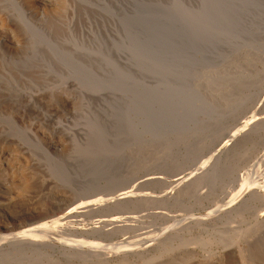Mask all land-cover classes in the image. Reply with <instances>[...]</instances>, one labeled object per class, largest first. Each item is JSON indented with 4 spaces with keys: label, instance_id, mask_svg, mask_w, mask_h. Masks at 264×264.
Segmentation results:
<instances>
[{
    "label": "rangeland",
    "instance_id": "rangeland-1",
    "mask_svg": "<svg viewBox=\"0 0 264 264\" xmlns=\"http://www.w3.org/2000/svg\"><path fill=\"white\" fill-rule=\"evenodd\" d=\"M28 1L0 0V205L30 208L27 217L0 212V227L133 194L52 225L61 238L94 242L76 248L88 258L16 251L0 263L264 264V225L246 232L237 259L235 211L219 213L235 208L242 178L264 169V0H49L54 12L30 0L41 13ZM179 176L186 192L165 201ZM23 178L32 185L21 194ZM217 207L221 217L183 227ZM161 233L180 234L156 248Z\"/></svg>",
    "mask_w": 264,
    "mask_h": 264
},
{
    "label": "bare ground",
    "instance_id": "bare-ground-1",
    "mask_svg": "<svg viewBox=\"0 0 264 264\" xmlns=\"http://www.w3.org/2000/svg\"><path fill=\"white\" fill-rule=\"evenodd\" d=\"M26 1V0H25ZM28 1V0H27ZM30 1V0H29ZM29 1L26 3L25 2V7L27 8V10H29L30 12H31V8L30 7H32V8H34V12L35 13H41L40 11H44L46 8H48V9H46V10H50V11H56L57 9H59V4H56L55 5V3L54 4H52L49 0V2L53 5V6H49L48 4V6L49 7H47V5H46V7H44V8H41L40 6H36V5H34L33 3H35V2H33V1H31L30 3H29ZM42 1H44V0H42ZM47 0H45L44 2H46ZM47 1V2H48ZM24 3V2H23ZM32 3V4H31ZM63 3V2H62ZM43 4V3H42ZM41 4V6H43ZM35 7H34V6ZM39 5V4H38ZM44 5V6H45ZM61 5V4H60ZM32 11V12H33ZM1 15V14H0ZM3 15V14H2ZM4 18V17H3ZM2 22H6V20L5 21H2V16L0 17V24L3 26V23ZM24 22H26V21H24ZM28 22V21H27ZM29 23V22H28ZM1 25H0V28H3V27H1ZM1 33H2V30H1ZM3 41V40H2ZM262 59V58H261ZM236 64H238V63H236ZM235 64V65H236ZM233 65V64H232ZM264 67V66H263ZM245 68V67H244ZM246 70V69H245ZM220 71V70H219ZM218 71V72H219ZM217 72V73H218ZM221 72V71H220ZM223 72V71H222ZM210 74V73H209ZM212 74H213V72H212ZM221 74V73H220ZM226 74V73H225ZM206 75V74H205ZM217 75V74H216ZM210 79V78H209ZM221 80V82L224 80H222V78H220ZM225 79H227V78H225ZM206 80H207V78H206ZM229 80V79H228ZM227 80V81H228ZM216 81V80H215ZM207 82V81H206ZM233 82H235V81H233ZM218 83V82H217ZM222 84V83H221ZM224 84H226V83H224ZM217 85V84H216ZM212 86V85H211ZM223 86V85H222ZM232 86V85H231ZM230 86V87H231ZM214 88V87H213ZM219 88V87H218ZM229 90H232V87L229 89ZM217 92V91H216ZM230 93V92H229ZM232 93V92H231ZM264 119V118H263ZM262 123V122H261ZM260 125V124H259ZM20 126V125H19ZM18 125H17V127L16 128H18L19 127ZM25 126V125H24ZM23 126V127H24ZM254 126V125H253ZM252 126V127H253ZM21 127V126H20ZM22 127V128H23ZM255 127V126H254ZM27 128H29L30 129V126H28ZM26 128V126H25V129H27ZM37 129V128H36ZM256 129V128H255ZM32 130V129H31ZM41 130V129H40ZM254 129H252V132H254L253 131ZM258 130V129H257ZM33 131V130H32ZM37 131V130H36ZM36 131H34V132H36ZM46 132V129H44L42 132ZM38 133V132H37ZM35 134V133H34ZM40 134V133H39ZM41 135H43L42 133L39 135V136H41ZM4 137V136H3ZM43 137V136H42ZM1 138V137H0ZM5 138V137H4ZM38 138V137H37ZM3 139V138H2ZM42 139V138H41ZM4 140V139H3ZM3 140H1L0 139V141L1 142H4ZM8 140V139H7ZM52 140V139H51ZM50 141V140H49ZM53 141V140H52ZM12 142V141H11ZM51 142V141H50ZM54 142H56V140H54L53 141V143ZM9 143H10V141H9ZM8 143V144H9ZM14 143V142H13ZM1 144V143H0ZM4 144V143H3ZM3 144H2V146H3ZM8 144L6 145V146H8ZM11 144V143H10ZM10 144H9V146H10ZM13 145H15V144H13ZM12 145V146H13ZM52 145L50 144V147H51ZM4 147H5V144H4ZM14 148V147H13ZM16 148H17V146H16ZM22 148V147H21ZM21 148H19V149H21ZM2 149V148H1ZM10 149V148H9ZM18 149V148H17ZM3 150V149H2ZM2 150H0V151H2ZM7 150V149H6ZM14 150V149H13ZM22 150V149H21ZM10 152H12L11 150H9ZM19 151V150H18ZM3 153V152H2ZM14 153H17V151L16 152H13V154ZM19 153V152H18ZM8 154H6V156H7ZM5 156V157H6ZM4 156H2V154H0V163L1 162H3L4 161V158H3ZM24 157H25V155H24ZM15 158V157H14ZM10 160V159H9ZM19 160V159H18ZM12 162V161H11ZM17 163V162H16ZM263 163H264V161H263ZM3 164V163H2ZM12 164V163H11ZM4 165V164H3ZM13 165V164H12ZM6 166V165H5ZM20 168V167H19ZM256 168H259L258 169V172H256V169L254 168L252 171H250L245 177H244V179L242 178L241 180H240V178H239V180H240V185H239V189H237V191H236V194L233 196L235 199L232 201V202H234V204H235V208H233L232 207V209H231V206H230V204L229 205H225L224 206V208H221L220 210H219V213L221 212L222 214L224 213H226V212H224V211H228L229 209L228 208H230V210H229V212H231V210L233 211H235V218H236V225H235V232H236V236L235 237H237L235 240H236V244H235V246H234V248H235V250H236V252L235 251H233V252H235V254L237 253L239 256L237 257V259L239 258V257H242L243 255L244 256H246L245 254V251H244V248L246 247V242H245V239H244V237L247 235V233L246 232H248V231H251L252 229H253V227L254 226H257L258 224H260V225H264V209H261V208H264V196H262L261 195V191H263L264 192V174L262 175V172H264V169H263V171L261 170V173H260V164L256 167ZM6 169V168H5ZM22 169V168H21ZM13 171V170H12ZM26 171V170H25ZM22 172V174L23 173H25V172H23V171H21ZM15 173V172H14ZM21 175V174H20ZM11 176V175H10ZM5 177V176H4ZM12 177V176H11ZM15 176H13V178H14ZM8 178H9V176H8ZM12 178V179H13ZM17 178V177H16ZM22 178V177H21ZM158 178V177H157ZM160 178V177H159ZM199 178H200V176H199ZM214 178V177H213ZM11 179V178H10ZM20 179V178H19ZM24 179V178H23ZM156 179V177H150V178H148V181H154ZM215 179V178H214ZM18 180V179H17ZM157 180V179H156ZM194 180V179H193ZM12 181H14V180H12ZM16 181V180H15ZM11 182L12 184L14 183V184H18L17 182ZM158 181H160L159 179H158ZM237 181V180H236ZM156 182V181H155ZM173 182V184H174V186L172 187L174 190H175V192H173V193H171L172 195H167L169 192H167L166 193V195H164L163 197H164V199H165V201H178L177 199H178V197L181 195V194H183V193H185L186 192V184H187V182H186V184L184 183V180H183V178L182 177H177V178H174V180L172 181ZM193 181H191V183H192ZM203 182H204V180H203ZM207 182V181H206ZM209 182H210V180H209ZM10 183V184H11ZM19 183H21V182H19ZM32 183V182H31ZM147 183V182H146ZM151 183V182H150ZM166 183V182H165ZM164 183V184H165ZM211 183V182H210ZM148 184V183H147ZM152 184H154V182L152 183ZM156 184V183H155ZM169 184H171V183H169ZM201 184V183H200ZM19 185V184H18ZM30 185H32V184H30V180H23L22 181V183L19 185V186H17L16 187V190H19V191H17V192H20L21 194H22V192H27V190L30 188ZM151 185V184H150ZM195 185V184H194ZM156 186V185H155ZM184 186H186V187H184ZM171 187V186H170ZM178 187V188H177ZM33 188V187H32ZM156 188V187H155ZM198 189V188H197ZM121 190V189H120ZM177 190V191H176ZM122 191V192H121ZM119 193H118V195L116 194L114 197H110V198H104V197H102V195L101 196H99V197H97V199L95 198V199H93L92 201H88V200H77V202H74L73 201V203H75V204H73L72 202V204L73 205H71V206H69V204H70V202H69V204H68V202H67V204H68V206H65L64 205V207H67L66 209H64L59 215H57L58 213L56 212V214L55 215H57V216H55L54 218H51L50 219V221H47V220H44V219H42V218H39V217H37V219H35V220H33V219H31L32 221H28V222H26L25 223V221H27V220H25V219H27V218H25L24 220V224L23 223H18L17 224V226H15V228H13V229H9L8 227H6L5 226V228H4V226L3 227H0V230H3V232H0V257L2 256H4V258H5V256L6 257H8V256H11L12 254H10L11 252H16L17 251V254H18V252H26V251H33L32 252V254H35L36 256H38L39 258L40 257H47L48 259L49 258H51V256L52 255H54V253L55 252H60V254L61 255H64V256H70V255H78V254H80V255H82V256H89V253L88 252H86V251H79L78 249H76V248H80L81 249V246H83V247H85V246H87V248H84V250H91L90 249V247H94V246H91V244L92 243H94V242H92L91 244L89 243H85V242H83V241H77V240H69V239H66V238H61L60 236H58L57 234H53V233H55V232H51V227H52V225L54 224V225H56V226H60L61 225V223L62 224H65V223H69L73 218H76V217H80L81 215L83 216V214H85V213H87L88 211L90 212V210H94L95 208H97V207H99L100 206V204H102V203H107V202H109L108 200L109 199H111V203H112V200L114 201H116V200H122L123 198H125V199H127L128 198V196H129V194L130 195H132L133 194V191L131 190V188H130V190H128V191H124V190H121ZM194 191L192 190V193H193ZM28 193V192H27ZM18 194V193H17ZM20 194V195H21ZM126 194V197H124V195ZM149 194H151V193H146V194H143V195H147V197L146 198H148V195ZM162 194H163V192H162ZM104 195V194H103ZM140 195V194H139ZM156 195V194H155ZM191 195V194H190ZM193 195V194H192ZM15 196V195H14ZM26 196V195H25ZM151 196V195H150ZM194 196V195H193ZM8 197H10V198H12L11 196H8ZM17 197H19V196H17ZM142 197V196H141ZM9 198V199H10ZM34 198V197H33ZM152 198H154V197H152ZM203 198V197H202ZM13 199V198H12ZM20 199V198H19ZM8 200V198L6 199V201ZM25 200V199H24ZM29 200V199H28ZM30 200H31V198H30ZM29 200V202H28V204H26L27 206L26 207H32V209H34L33 207H35V203H32L31 201ZM143 200V199H142ZM17 201H19V200H17ZM20 201H22V200H20ZM32 201H33V199H32ZM114 201V202H115ZM127 201V200H126ZM133 201V200H132ZM140 201V200H139ZM150 201H151V199H150ZM164 201V200H163ZM197 201V200H196ZM26 201H24L23 203H25ZM125 202V201H124ZM135 202H137V201H135ZM152 202V201H151ZM155 202V201H154ZM162 202V201H161ZM1 203V202H0ZM2 203H4V202H2ZM17 203V202H16ZM22 202L20 203V204H23ZM37 203V202H36ZM120 203H121V201H120ZM120 203H117V204H120ZM132 203V202H131ZM141 203V202H140ZM198 203V202H197ZM116 204V205H117ZM129 204V203H128ZM128 204L126 205V206H128ZM180 204V203H179ZM202 204V203H201ZM232 204V203H231ZM18 204H16V206H17ZM25 205V204H24ZM130 205V204H129ZM183 205V204H182ZM3 206H4V208H3ZM20 206V205H19ZM18 206V207H19ZM114 206V205H113ZM112 206V207H113ZM124 206V205H123ZM126 206H124V207H126ZM143 206V205H142ZM141 206V207H142ZM165 206V205H164ZM171 206V205H170ZM169 206V207H170ZM177 206V205H176ZM175 206V207H176ZM181 206V205H180ZM200 206V205H199ZM22 207H23V205H22ZM22 207L20 208V209H16V208H14V206H13V202H6V203H4L3 205H0V212H2L1 214L3 215V214H7V215H11V216H13V214H14V212L16 211V213H22V214H25V215H23V216H28L27 214H26V211H28V209H29V211H30V208H25V209H23L22 210ZM61 207H62V205H61ZM103 207V206H102ZM105 207H106V205H105ZM119 207V206H118ZM172 207V206H171ZM181 207H184V206H181ZM63 208V207H62ZM122 209H123V207H121ZM121 208H120V210H121ZM173 208V207H172ZM218 208L219 207H217V211H215V210H211V211H209V212H207L206 211V213H202L201 212V214H200V212L199 213H197L198 214V216H195L194 214V220H189L188 221V224L187 225H184L183 227H188V229H190V228H192V227H194V226H200L201 224L203 225V223H204V221H206L209 217H210V215L212 214V216H213V214H218ZM52 209V208H51ZM55 209V208H54ZM53 209V210H54ZM103 209V208H102ZM115 209H117V207H115ZM125 209V208H124ZM142 209V208H141ZM155 209V208H154ZM165 209V208H164ZM211 208H209L208 210H210ZM37 210V209H36ZM57 210V209H56ZM56 210H54V211H56ZM110 210H111V208H110ZM110 210H109V212H110ZM133 210V209H132ZM137 210V209H136ZM170 210V209H169ZM223 210V211H222ZM24 211V212H23ZM49 211V210H48ZM50 211H52V210H50ZM54 211H52L51 213H52V215H53V212ZM61 211V210H60ZM201 211V210H200ZM205 211V210H204ZM88 212V213H89ZM102 212H104V211H102ZM107 212V211H106ZM134 212V211H133ZM138 212H140V211H138ZM144 212V211H143ZM229 212H228V214H229ZM50 213V212H49ZM48 213V214H49ZM122 213V212H121ZM145 213V212H144ZM90 214V213H89ZM104 214H105V212H104ZM107 214V213H106ZM105 214V215H106ZM130 214V213H129ZM227 214V215H228ZM247 214V217H246V219H245V215ZM29 215H31V214H29ZM152 215V214H151ZM150 215V216H151ZM226 215V214H225ZM224 215V216H225ZM22 216V215H21ZM51 216V215H50ZM87 216V215H86ZM89 216V215H88ZM100 216V215H99ZM117 216V215H116ZM134 216V215H133ZM218 216L219 217H221L219 214H218ZM218 216H215L214 218L216 219V217H218ZM231 216V215H230ZM7 217V216H6ZM49 217V216H48ZM106 217V216H105ZM131 217V216H130ZM129 217V218H130ZM191 217H193V216H191ZM190 217V218H191ZM4 218V217H3ZM36 218V217H35ZM92 218V217H91ZM97 218V217H96ZM101 218H103L102 216H101ZM148 218V217H147ZM213 218V219H214ZM0 219H2V218H0ZM80 219V218H79ZM122 219V218H121ZM124 219V218H123ZM134 219H135V217H134ZM138 219V218H137ZM219 219V218H218ZM81 220V219H80ZM83 220V219H82ZM88 220V219H87ZM113 220V219H112ZM131 220H133V219H131ZM102 221V220H101ZM114 222H115V220H113ZM124 221V220H123ZM213 221V220H212ZM77 222V221H76ZM99 222V221H98ZM252 222L255 224V225H252ZM100 223V222H99ZM117 223H119V222H117ZM127 223V222H126ZM133 223V222H132ZM206 223V222H205ZM116 224V223H115ZM116 225H119V224H116ZM130 225V224H129ZM209 225V224H208ZM208 225H204L205 227L206 226H208ZM55 226V227H56ZM67 226V225H66ZM70 226V225H69ZM121 225H119V226H117V227H120ZM203 226V227H204ZM112 227H114V226H112ZM116 227V228H117ZM190 227V228H189ZM246 227V228H245ZM61 229L63 228V227H60ZM102 228V227H101ZM116 228H115V230H116ZM118 229H120V228H118ZM116 230L117 232L119 231V230ZM123 229V228H122ZM199 229H200V227H199ZM256 229H257V227H256ZM92 230V229H91ZM110 230V229H109ZM123 230H126V228L125 229H123ZM191 230V229H190ZM193 230H195V228H193ZM111 231H113V230H111ZM177 231H178V229H177ZM232 231V230H231ZM254 231V230H253ZM121 232H123V231H121ZM165 232V231H164ZM187 233V232H186ZM107 234V233H106ZM117 234V233H116ZM165 233H161V235H159L157 238H155V239H153L152 241H153V243H155L156 241H158V242H156L155 244L157 245V247L156 248H158V247H161V246H165L166 245V242H164V241H166V239H167V241H168V239H170V241L169 242H172V240L174 239V238H179V234L180 233H170V234H168V235H164ZM190 234V233H189ZM227 234V233H226ZM164 236V237H163ZM248 236V235H247ZM100 237H102V236H100ZM108 237V236H107ZM79 238V237H78ZM249 238V237H248ZM248 238H246L247 239V241L249 240ZM177 240V239H176ZM203 240V239H202ZM205 240V239H204ZM203 240V242L205 243V241H207V240H205L204 241ZM155 241V242H154ZM98 243V242H97ZM153 243H150V245L151 244H153ZM185 243V242H184ZM154 244V245H155ZM186 244V243H185ZM223 244V243H222ZM226 244V243H225ZM229 244V243H228ZM93 245V244H92ZM103 245V244H102ZM124 245V244H123ZM123 245H121V244H119V245H117L116 246V244L114 245V249H116L115 250V252H121V253H123L124 251V247H126V246H123ZM126 245V244H125ZM146 245H148V244H146ZM146 245H144V246H146ZM95 246H97V245H95ZM104 246V245H103ZM183 246V245H182ZM102 247V246H101ZM113 247V246H112ZM109 248V247H108ZM122 248H124V249H122ZM143 248V247H142ZM149 248V247H148ZM227 248H229V247H227ZM226 248V249H227ZM250 248V246L248 247V249ZM110 249V248H109ZM114 249H110V250H114ZM126 249H127V247H126ZM138 249V248H137ZM145 249V248H144ZM176 249V248H175ZM174 249V250H175ZM14 250V251H13ZM151 250V249H150ZM160 250H162V249H160ZM173 250V249H172ZM250 251H252V250H250ZM115 252H112V253H115ZM134 252V251H133ZM142 252V251H141ZM120 253V254H121ZM158 253V252H157ZM167 253V252H166ZM243 253H245V254H243ZM248 253V252H247ZM31 254V255H32ZM84 254V255H83ZM124 254V253H123ZM126 254V253H125ZM140 254V253H139ZM165 254V253H164ZM210 254V253H209ZM243 254V255H242ZM250 254V253H249ZM95 255V254H94ZM107 255H109V254H107ZM117 255V254H116ZM154 256V255H153ZM152 256V257H153ZM243 256V257H244ZM117 257V256H116ZM151 257V256H150ZM248 258H250L251 259V257H249V256H247ZM21 258H23V257H21ZM25 258V257H24ZM35 258H37V257H35ZM70 258V257H69ZM72 258V257H71ZM88 258V257H87ZM154 258V257H153ZM152 258V259H153ZM206 258V257H205ZM207 258H208V256H207ZM246 258V257H245ZM245 258H243V260L245 259ZM17 259V258H16ZM19 259V258H18ZM45 259V258H44ZM68 259V258H67ZM83 259V258H82ZM101 259V258H100ZM99 259V260H100ZM109 259V258H108ZM141 259V258H140ZM186 259V258H185ZM184 259V260H185ZM188 259V258H187ZM250 259H249V261H250ZM3 260V259H2ZM147 260V259H146ZM150 260V259H149ZM204 260V259H203ZM239 260H242V259H239ZM238 260V261H239ZM0 261H1V259H0ZM9 261H10V259H9ZM17 261H19V260H17ZM31 261L33 262V260L31 259L30 260V263H31ZM40 261V260H39ZM58 261V260H57ZM101 261V260H100ZM108 261V260H107ZM115 261V260H114ZM211 261V260H210ZM246 261V260H245ZM248 261V262H249ZM34 262H37V261H34ZM41 262V261H40ZM45 262V261H44ZM49 262H50V260H49ZM97 262V261H96ZM99 262V261H98ZM177 262V261H176ZM185 262V261H184ZM241 262V261H240ZM247 262V261H246ZM59 263V262H58ZM92 263V262H91ZM100 263V262H99ZM106 263V262H105ZM238 263V262H237ZM250 264H251V262H249ZM1 264V263H0ZM21 264V263H20ZM24 264V263H23ZM27 264V263H26ZM28 264H29V261H28ZM32 264V263H31ZM53 264H56V263H53ZM96 264V263H95ZM243 264H246V263H243Z\"/></svg>",
    "mask_w": 264,
    "mask_h": 264
}]
</instances>
